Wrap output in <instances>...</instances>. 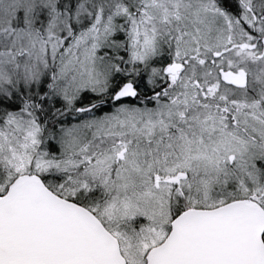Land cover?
<instances>
[{
	"label": "snow or ice",
	"instance_id": "6c2138e0",
	"mask_svg": "<svg viewBox=\"0 0 264 264\" xmlns=\"http://www.w3.org/2000/svg\"><path fill=\"white\" fill-rule=\"evenodd\" d=\"M0 264H264V0H0Z\"/></svg>",
	"mask_w": 264,
	"mask_h": 264
}]
</instances>
